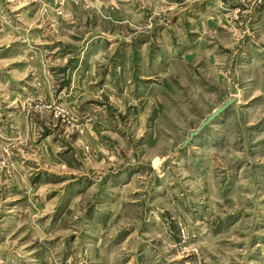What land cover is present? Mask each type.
I'll return each instance as SVG.
<instances>
[{"label": "rangeland", "instance_id": "rangeland-1", "mask_svg": "<svg viewBox=\"0 0 264 264\" xmlns=\"http://www.w3.org/2000/svg\"><path fill=\"white\" fill-rule=\"evenodd\" d=\"M88 246L264 264V0H0V264Z\"/></svg>", "mask_w": 264, "mask_h": 264}, {"label": "crops", "instance_id": "crops-1", "mask_svg": "<svg viewBox=\"0 0 264 264\" xmlns=\"http://www.w3.org/2000/svg\"><path fill=\"white\" fill-rule=\"evenodd\" d=\"M243 114L242 111H240V109H237V117L239 118L240 115ZM42 152H46L45 149L41 148ZM10 210H6L5 213H10ZM1 218H4L1 217ZM88 224H85V226H87ZM99 244V242L97 243ZM80 253L77 255H81L80 257V262H82V264H95L97 262H103V264H112L113 263V259H115L114 256H112L111 254H103V253H97L92 250L91 246H88L85 250L83 251H79ZM76 255V256H77ZM68 256L71 257L70 254H68ZM1 257V256H0ZM73 257V256H72ZM3 258V257H1ZM74 258H77L74 256ZM33 258H30L29 260H31ZM56 258L53 256H49L48 258H45L43 264H54L56 261ZM125 264H128V262H126Z\"/></svg>", "mask_w": 264, "mask_h": 264}, {"label": "water", "instance_id": "water-1", "mask_svg": "<svg viewBox=\"0 0 264 264\" xmlns=\"http://www.w3.org/2000/svg\"><path fill=\"white\" fill-rule=\"evenodd\" d=\"M234 99L235 97H231L225 100L220 106H218L211 113H209L195 129L190 130L188 132V136L184 139L183 145H186L193 135L197 134L203 128L204 125L208 124L214 118L215 115L227 108L233 102Z\"/></svg>", "mask_w": 264, "mask_h": 264}]
</instances>
